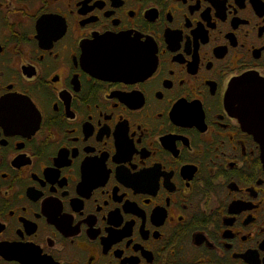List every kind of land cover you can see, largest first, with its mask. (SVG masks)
Wrapping results in <instances>:
<instances>
[{
    "label": "flooded vegetation",
    "instance_id": "obj_1",
    "mask_svg": "<svg viewBox=\"0 0 264 264\" xmlns=\"http://www.w3.org/2000/svg\"><path fill=\"white\" fill-rule=\"evenodd\" d=\"M264 0H0V264H264Z\"/></svg>",
    "mask_w": 264,
    "mask_h": 264
},
{
    "label": "water",
    "instance_id": "obj_2",
    "mask_svg": "<svg viewBox=\"0 0 264 264\" xmlns=\"http://www.w3.org/2000/svg\"><path fill=\"white\" fill-rule=\"evenodd\" d=\"M229 106L261 145L264 164V82L252 78L238 82L229 95Z\"/></svg>",
    "mask_w": 264,
    "mask_h": 264
}]
</instances>
